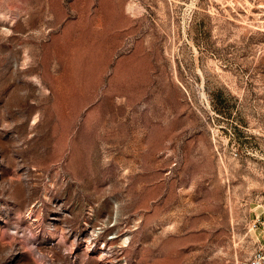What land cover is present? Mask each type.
<instances>
[{"label": "rangeland", "instance_id": "1", "mask_svg": "<svg viewBox=\"0 0 264 264\" xmlns=\"http://www.w3.org/2000/svg\"><path fill=\"white\" fill-rule=\"evenodd\" d=\"M262 246L264 0H0V264Z\"/></svg>", "mask_w": 264, "mask_h": 264}, {"label": "bare ground", "instance_id": "2", "mask_svg": "<svg viewBox=\"0 0 264 264\" xmlns=\"http://www.w3.org/2000/svg\"><path fill=\"white\" fill-rule=\"evenodd\" d=\"M20 168L23 169L21 173V180H14V179H9V180H4L1 185L5 186L8 185L9 188L16 189L17 191H20L21 193L25 195H29L31 193V182L29 180V171H28V166L26 165H20ZM59 205H62L60 202ZM29 218L30 217V212L27 214ZM70 231L67 229V232ZM9 252V251H7Z\"/></svg>", "mask_w": 264, "mask_h": 264}, {"label": "built area", "instance_id": "3", "mask_svg": "<svg viewBox=\"0 0 264 264\" xmlns=\"http://www.w3.org/2000/svg\"><path fill=\"white\" fill-rule=\"evenodd\" d=\"M251 264H264V246L257 252L251 260Z\"/></svg>", "mask_w": 264, "mask_h": 264}]
</instances>
